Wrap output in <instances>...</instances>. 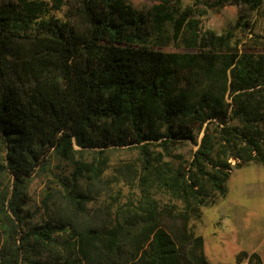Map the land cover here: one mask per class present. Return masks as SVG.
I'll use <instances>...</instances> for the list:
<instances>
[{
	"label": "trees",
	"instance_id": "obj_1",
	"mask_svg": "<svg viewBox=\"0 0 264 264\" xmlns=\"http://www.w3.org/2000/svg\"><path fill=\"white\" fill-rule=\"evenodd\" d=\"M182 1L0 4V264H209L190 221L233 169L264 165V50L233 32H253L264 0ZM227 3L239 5L230 28H204ZM171 40L188 50L160 48ZM179 143L195 146L189 159H173ZM117 149L135 153L116 168L126 200L84 223L80 182L98 185ZM35 176L47 182L34 221ZM234 261L263 264L246 249Z\"/></svg>",
	"mask_w": 264,
	"mask_h": 264
},
{
	"label": "rangeland",
	"instance_id": "obj_2",
	"mask_svg": "<svg viewBox=\"0 0 264 264\" xmlns=\"http://www.w3.org/2000/svg\"><path fill=\"white\" fill-rule=\"evenodd\" d=\"M3 1L0 0V4ZM137 10H146L154 0H126ZM192 0H183L182 5L190 4ZM66 6L54 12L58 18H64ZM239 5L227 3L219 9L209 10L202 18V24L206 29H212L217 33L224 32L233 24L238 16ZM253 32L233 31L234 38L240 39L241 49L254 51L264 50V4L252 16ZM258 35V36H256ZM165 51L188 50L180 40H171L166 46L160 47ZM195 146L188 143H179L173 151L175 161L189 159ZM135 156L132 150L117 149L110 153L108 166L104 171L102 181L95 186L81 181V186L89 191L91 199L88 202V214L80 221L84 223H99L107 219L105 211L112 209L126 200L130 191L123 177L116 172L118 165ZM58 160L53 158V163ZM65 174L69 175L70 166L66 162H59ZM256 163L245 164L233 169L225 182V196L217 197L212 205L203 206L199 219L191 220L195 234L203 238L204 253L209 264H237L234 261L235 254L246 249L250 251L257 245V240L264 236V224H252L264 210V193L248 190L249 184H264V168ZM54 166V165H53ZM259 167V168H258ZM54 169V167H53ZM46 178L35 176L28 187V208L35 219L45 218L42 212L41 198L46 186ZM252 211V214L248 211ZM240 212L241 223H234L229 213ZM113 212V211H112ZM243 214H245L243 216ZM260 219V218H258ZM264 248V247H263ZM262 249V248H261ZM258 253V252H257ZM239 264H246L243 261Z\"/></svg>",
	"mask_w": 264,
	"mask_h": 264
},
{
	"label": "crops",
	"instance_id": "obj_3",
	"mask_svg": "<svg viewBox=\"0 0 264 264\" xmlns=\"http://www.w3.org/2000/svg\"><path fill=\"white\" fill-rule=\"evenodd\" d=\"M260 166V165H258ZM263 168H264V165H261ZM259 168V167H258ZM253 191V192H260V193H264V184H249L248 185V190ZM248 213L252 214V211H248ZM229 215L234 219L233 222L234 223H241V220H240V215L241 213L240 212H233L231 211V213H229ZM245 214H243L244 216ZM259 217H256L255 220H253L252 222H249V223H252V224H264V210L263 212L258 215ZM260 218V219H258ZM264 236L260 239L257 240V245L256 246H253V248L250 250V252L252 251H256L259 253V255L261 256L262 260H263V264H264ZM262 248V249H261Z\"/></svg>",
	"mask_w": 264,
	"mask_h": 264
}]
</instances>
